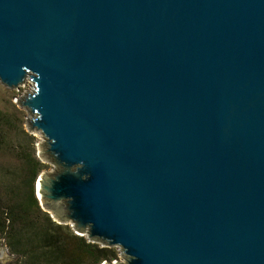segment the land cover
<instances>
[{
	"label": "water",
	"instance_id": "obj_1",
	"mask_svg": "<svg viewBox=\"0 0 264 264\" xmlns=\"http://www.w3.org/2000/svg\"><path fill=\"white\" fill-rule=\"evenodd\" d=\"M28 81L40 205L102 264H264V0H0Z\"/></svg>",
	"mask_w": 264,
	"mask_h": 264
},
{
	"label": "trees",
	"instance_id": "obj_2",
	"mask_svg": "<svg viewBox=\"0 0 264 264\" xmlns=\"http://www.w3.org/2000/svg\"><path fill=\"white\" fill-rule=\"evenodd\" d=\"M6 121L0 114V126ZM18 168L20 186L2 189L0 184V234L18 256L17 264H102L117 258L116 248L89 241L43 210L36 195V181L45 168L41 159L32 154Z\"/></svg>",
	"mask_w": 264,
	"mask_h": 264
},
{
	"label": "rangeland",
	"instance_id": "obj_3",
	"mask_svg": "<svg viewBox=\"0 0 264 264\" xmlns=\"http://www.w3.org/2000/svg\"><path fill=\"white\" fill-rule=\"evenodd\" d=\"M31 89V81L21 85L18 89L9 88L0 82V114L7 118V121L0 126V184L2 185V189L5 188L3 186L7 185H21L22 176L18 168L19 161L24 163L25 159L32 154L41 159L45 164V168L41 173L57 169L42 154L44 138L40 132H30L28 130L27 120L30 114L26 108L18 103V100L28 91H31ZM21 189L17 190V195L20 194ZM61 224H68L73 229L70 223ZM0 244H5L7 254L13 257V260L8 264H17L18 256L11 253L7 246L5 235L0 234ZM114 248H116L118 255L113 261L119 260L125 262L124 255L120 249Z\"/></svg>",
	"mask_w": 264,
	"mask_h": 264
}]
</instances>
